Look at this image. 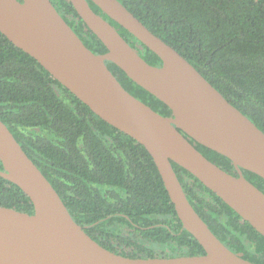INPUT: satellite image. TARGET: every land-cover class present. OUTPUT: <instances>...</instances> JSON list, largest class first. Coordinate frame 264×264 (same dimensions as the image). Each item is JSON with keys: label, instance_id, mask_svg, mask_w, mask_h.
Wrapping results in <instances>:
<instances>
[{"label": "trees", "instance_id": "1", "mask_svg": "<svg viewBox=\"0 0 264 264\" xmlns=\"http://www.w3.org/2000/svg\"><path fill=\"white\" fill-rule=\"evenodd\" d=\"M118 1L264 133V0ZM50 2L88 50L106 54L105 46L86 29L71 3ZM87 2L147 64L161 65L158 56L91 0ZM106 63L130 95L157 114L171 116L161 101L133 83L115 64ZM0 120L51 184L74 222L101 247L117 254L112 241L127 242L129 233L125 230L132 228L155 249L170 240L187 251L180 257L204 255L177 218L149 152L91 112L1 33ZM195 148L237 177L227 158L199 144ZM171 165L206 193L199 196L196 207L191 201L196 188L190 184L185 188L191 191L189 203L217 239L244 260L264 264V237L195 177L175 163ZM242 174L264 194V179L245 170ZM0 207L29 215L34 212L29 198L2 178ZM141 252L148 251L137 247L131 255L124 251L119 255L135 259L141 258L137 255Z\"/></svg>", "mask_w": 264, "mask_h": 264}, {"label": "water", "instance_id": "2", "mask_svg": "<svg viewBox=\"0 0 264 264\" xmlns=\"http://www.w3.org/2000/svg\"><path fill=\"white\" fill-rule=\"evenodd\" d=\"M65 1L105 46L106 54L88 50L50 0H0V33L101 120L149 152L177 218L204 255L132 259L101 247L74 222L51 184L0 120V178L17 186L34 208L29 215L0 207V264H252L225 247L197 215L171 162L264 237V194L242 174L245 170L264 179V133L118 0L91 1L158 56L160 66L147 64L107 20L92 11L87 0ZM106 62L161 101L171 116L157 114L130 95ZM195 144L227 158L237 177L208 161Z\"/></svg>", "mask_w": 264, "mask_h": 264}, {"label": "flooded vegetation", "instance_id": "3", "mask_svg": "<svg viewBox=\"0 0 264 264\" xmlns=\"http://www.w3.org/2000/svg\"><path fill=\"white\" fill-rule=\"evenodd\" d=\"M174 172L181 184L182 187H184V192L187 198L191 197V191H187L185 188L186 186L196 188L195 191L197 192L196 197H191V201L194 204V206L198 207L200 204L199 196L202 194H206L203 190H201L197 184L194 182V180H191V183L189 178L180 170L174 169ZM234 172L237 173V171L234 169ZM129 235H126L125 238H129V240L123 241L121 239H118L116 241H112V244L114 246L115 251L117 254H121L122 251H124L125 255H131L133 253V249L137 247H144L147 249V253H138L137 255L141 258H146L152 256L153 258H159V259H170V258H176L180 257V255L187 253V251L184 248H179L176 244H173L170 240L168 242L163 243L161 246H159V249H155L150 243L144 242L143 238L141 236L137 235V233H134V229L132 228H126L125 230ZM147 241V240H145ZM146 243V244H145Z\"/></svg>", "mask_w": 264, "mask_h": 264}]
</instances>
